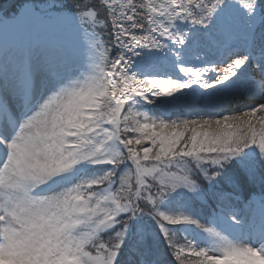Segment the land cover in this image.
<instances>
[{
    "label": "snow or ice",
    "instance_id": "obj_1",
    "mask_svg": "<svg viewBox=\"0 0 264 264\" xmlns=\"http://www.w3.org/2000/svg\"><path fill=\"white\" fill-rule=\"evenodd\" d=\"M71 6L91 32L88 70L73 78L68 60L46 59L42 76L0 77V264H264V227L241 241L230 230L236 214L204 224L159 207L181 187L227 205L242 186H264V0ZM65 10L58 0H0V24L72 23ZM169 47L175 77L150 74L151 53L137 65L143 76L133 70L140 51ZM183 89L190 101L165 102L162 116L135 109ZM243 96L256 99L228 107ZM178 107L187 115L165 119ZM237 156L240 167L226 170ZM202 181L221 187L205 194ZM145 213L151 227L137 219ZM184 223L211 242L178 236L171 226Z\"/></svg>",
    "mask_w": 264,
    "mask_h": 264
},
{
    "label": "rangeland",
    "instance_id": "obj_2",
    "mask_svg": "<svg viewBox=\"0 0 264 264\" xmlns=\"http://www.w3.org/2000/svg\"><path fill=\"white\" fill-rule=\"evenodd\" d=\"M58 2L64 5L66 9L62 13L63 16L74 17L72 23L55 19H44L22 31L20 30V36L16 34V28L11 23L7 25L0 24V30L4 29L8 32V37H4L1 40L0 77L9 79L22 77L29 70L37 74V76H42L44 74L43 65L45 60H54L55 57L57 62H63L65 59L69 61L67 74H70L73 78H79L83 72L88 70L91 58L94 55V49L91 48L89 42L91 39L90 29L87 25H82L78 17L75 16L74 9L71 6L72 0H58ZM100 34L104 39L107 37V33L101 32ZM17 46H20V51L16 60L15 57H11V52L16 49ZM43 48L50 52L49 56L40 55L39 50ZM201 58L205 60V62L209 59L205 56ZM253 66L255 68V64H253ZM198 87L199 85H192L193 89ZM201 91L206 94L213 92L212 89ZM189 92L190 89H183L181 92H177L170 97H153L152 99L154 102L151 103L150 106L158 110L154 109L157 111L155 117L163 115L160 111V106L165 102H174L177 105L189 102L190 96L183 95ZM250 99H256V97L243 96L238 98L235 103L242 102L244 104L235 109V111L241 110L245 105L252 104L253 102H246L248 100L250 101ZM200 104H204L203 99L200 101ZM252 150L258 151V149H249L247 152ZM234 158H237L236 160L238 162L241 160L240 156ZM100 167L103 166H89V172ZM85 175H87V173H85ZM249 202L250 204H247L243 210L231 208L225 210L223 214L219 212L216 216L210 218L209 224H214L222 217L228 219L230 214H236L241 223L230 230L233 232L234 236L241 241L249 239L253 231L259 232V230L264 227V200H261L260 196H253ZM181 232L182 236L195 239V241L202 246H206L211 242L210 237H207L206 234L190 225H182ZM254 246L259 247L260 245L257 243Z\"/></svg>",
    "mask_w": 264,
    "mask_h": 264
},
{
    "label": "trees",
    "instance_id": "obj_3",
    "mask_svg": "<svg viewBox=\"0 0 264 264\" xmlns=\"http://www.w3.org/2000/svg\"><path fill=\"white\" fill-rule=\"evenodd\" d=\"M102 33H106V32L102 31ZM107 38L108 37H106L105 40H107ZM200 113L203 114V111H200ZM155 114H157V112H152L150 116L155 117ZM185 115H187V113L182 110L178 112H173L170 116L165 117V119L170 118L175 120L178 118H183ZM248 150L249 149H245V152H247ZM236 159L237 158H233V160L228 164V169L226 170H234L240 167V164ZM98 174L100 173L98 172ZM220 187L221 185L210 184L208 181H202L200 191L206 194L210 190L216 191ZM262 191H264V186H261L259 184L242 186L238 193L237 199H234L231 203L227 205H222L217 200L211 199L207 195L200 196L197 193L189 192L187 189L181 187L168 193L167 196L164 198V200L161 201L159 207L160 210L162 211L170 212L174 214L184 213L200 221L201 223L209 224L210 218L216 216L219 212L223 214L225 213V210H229L231 208L243 210V208L247 204H250L249 200L253 196H260V193ZM137 219L139 222H141L142 224L148 227H151L155 223L152 217L146 213L141 214L140 216L137 217ZM184 224L171 226L177 232L178 236H182L181 226ZM186 225H190L192 227L197 228L196 225L194 224H186ZM161 254L163 255V251Z\"/></svg>",
    "mask_w": 264,
    "mask_h": 264
},
{
    "label": "bare ground",
    "instance_id": "obj_4",
    "mask_svg": "<svg viewBox=\"0 0 264 264\" xmlns=\"http://www.w3.org/2000/svg\"><path fill=\"white\" fill-rule=\"evenodd\" d=\"M16 34L18 36H20V30H17L16 29ZM4 37H8V32L4 29H1L0 30V47H1V40L4 38ZM18 45V44H17ZM19 51H20V46H17L16 49H14L12 52H11V57H15V59L17 60V57L19 55ZM40 55L41 56H49L50 55V52H48L47 49L43 48V49H40ZM141 53L145 54L146 53H151L152 54V57H153V60L154 62L155 61H162V60H166V56H167V53H166V49L164 50H155V49H145L143 51H140V54L139 56H137L136 58H140L142 60V58H144L143 55H141ZM66 60V59H65ZM54 61H56V57L54 58ZM254 68V66H252ZM235 103V102H234Z\"/></svg>",
    "mask_w": 264,
    "mask_h": 264
},
{
    "label": "built area",
    "instance_id": "obj_5",
    "mask_svg": "<svg viewBox=\"0 0 264 264\" xmlns=\"http://www.w3.org/2000/svg\"><path fill=\"white\" fill-rule=\"evenodd\" d=\"M167 63H170L169 61H166ZM163 63H165V62H163ZM170 65L169 64H164V65H162V69H163V75H165V74H167V73H172V72H174L170 67H169Z\"/></svg>",
    "mask_w": 264,
    "mask_h": 264
},
{
    "label": "water",
    "instance_id": "obj_6",
    "mask_svg": "<svg viewBox=\"0 0 264 264\" xmlns=\"http://www.w3.org/2000/svg\"><path fill=\"white\" fill-rule=\"evenodd\" d=\"M255 101V99H250V101L248 100V101H246V102H254ZM242 104H244V103H242V102H239V103H232V104H230L228 107L229 108H239Z\"/></svg>",
    "mask_w": 264,
    "mask_h": 264
}]
</instances>
